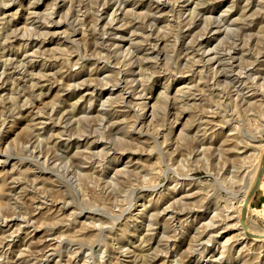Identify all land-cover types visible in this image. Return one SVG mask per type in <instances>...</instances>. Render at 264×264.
<instances>
[{
  "label": "rangeland",
  "instance_id": "1",
  "mask_svg": "<svg viewBox=\"0 0 264 264\" xmlns=\"http://www.w3.org/2000/svg\"><path fill=\"white\" fill-rule=\"evenodd\" d=\"M226 1L192 0V6L188 3L178 2L175 7L177 12L181 10V7L184 9L182 11L183 18L178 19L175 13H166L162 23L158 26L160 35L164 39L162 40L163 43L160 44V48H163L167 53V62L158 63V66H154L157 64L155 61H147L148 75L158 77L157 83L152 88L153 94L141 98L137 97L134 100L135 103L130 104L129 108L126 109H124V106L118 105L119 99L115 101L117 104L113 106L107 104L105 110L114 109L117 112L115 115L117 126L112 130H98L99 122L97 120L101 117H98V110H101V108L95 105L91 115L88 116L89 120L84 123L85 127L91 126L93 128H86L88 129L86 135H91V141H95L96 144H105L106 141L110 142L119 137L126 139L128 143L132 142L131 144L142 146L140 148L132 147L137 152L133 156L134 163L137 166L147 163L144 170L138 171L142 178L140 182L125 180V184L117 183V180L123 175L121 172L125 170L131 155H124L119 163L109 166L105 160L95 158L105 148H99L96 152L97 155L93 156L95 151L83 150L82 148L77 151V146L72 141L67 143L66 138L59 140L58 144L70 148L68 168L60 163L55 165L52 161L47 166L48 172L38 169L34 174H30V170L39 168L43 161H40V164L36 163L35 156H32L29 149H25V143L30 134L26 130L29 127V131H33L35 124L40 123L37 126L38 130L48 127L42 131V137L45 139L50 138V134L45 133H50L48 130L53 128L54 125L48 121L46 113L51 111L52 106L37 110L34 123H31L30 119L28 123L18 125L11 131V127L15 123H20L17 112L34 107L35 99L31 98L29 93L24 92L25 96L30 97L32 106L28 105L23 108L24 100L22 98L18 103L13 102L18 95H16V92L11 93V86H6L4 91L0 90V154L12 157L7 162L6 158L0 155V161L5 162L1 170L2 179L0 181L5 182L11 178L8 180V186L5 189L1 187L0 182V195L6 194L5 201H0V212L5 213L6 216H14L21 223L20 226H14L10 233L6 234L4 233L7 231L6 224L3 223L4 225L0 229V244L4 238L18 232L19 229L21 231L18 234L16 233L12 240L8 239V241L14 242L17 246L21 245L20 240L24 241V247L16 250L13 260L3 259L0 260V264H107L108 262H111V264H167L164 263V259L169 253L166 249L169 241H171V244L177 245L184 243L180 251L182 260L178 259L179 262H182L181 264H189V254L193 257L191 258L193 261H200V253L192 255V249L195 245L192 240H173L170 235L160 237L158 239L159 246L151 254L143 251L144 253L140 255L137 253L127 255L126 249L114 253L118 248L116 236H120L126 242L131 238L130 228L126 226L132 227L134 225L135 222H132L131 215H137V212L141 210V208L134 207L136 201L143 194H146L147 209L153 204L160 206L162 200L172 194L174 189L185 192L192 191L190 192L192 197L189 203L186 202L184 206H177L173 209L174 212L181 215H187L190 211L200 212L201 214L207 212L209 217L206 223L214 218H216L215 221L223 220L220 219L222 217H216L220 212L225 213V216L231 215L234 217V219L226 222L227 226L224 223H215L213 227L207 229L214 239V243L209 244L208 247L215 259L220 258L221 253L227 249L230 251L225 254L224 262L244 264V259L233 261L239 256L238 251L242 248V246L236 248L235 241L238 229L241 227L238 219L241 218L243 209V195L248 189L250 179L254 177L264 159L262 158L264 152V79L254 83L257 92L248 93L246 91L244 98L238 96L227 84V90L233 91L234 96L213 97L211 99L212 92L209 91L208 96H202V101H199V94L195 93V89H192L193 73H190V70L198 69L197 67L192 68V65H194L192 62H186L188 59L186 54L180 52L177 45L183 35L187 33L188 26L193 22V17L190 18L189 22H185V19L190 15L189 10L195 8L196 4L217 6ZM232 1L237 0H230V2ZM31 2H37V4L33 5L32 3L31 5ZM104 3L108 2L106 0H75L73 4H70L69 0H66L62 5L55 0H0V10L6 9L8 15L7 17L5 14L0 16V30L2 26L6 27L8 23L15 24L17 22L18 24H15L13 30L18 33L20 29L24 33L25 30L31 29L29 24L32 21L33 13H36L42 20L51 17L52 19H47L45 22L50 23L48 26L52 24L58 26L55 30V33L58 34L54 36V39L56 42L59 40V42L54 44L49 43L47 40L45 43L46 49L43 53L45 55L40 54L37 56L35 64L41 67L44 63L49 65L52 62V65H54L52 59L58 58L57 70L65 77L68 73L81 71L80 66H75L78 59H109L111 57L110 54L100 50V41L97 36L101 33L100 28L108 23L113 13L112 10L106 14L107 11L103 9ZM172 5L174 4L172 3ZM245 5L246 3L241 2L234 9V19L237 21L242 18L246 22L248 17L247 23L252 22L256 25L255 30L250 33L252 39L256 40L251 42L252 39L249 36L236 32L219 37L214 42L213 47H217L223 41L221 49H223L225 43H227V48H231L236 40H239L241 48L244 50L242 62L251 65L260 56L264 58V10H261L259 14L260 9L256 4L248 10L244 9ZM228 6H232V4ZM228 6L225 8L227 9ZM87 11L89 12L88 16L86 15ZM126 11L130 12L132 8L129 7ZM245 11L251 12H248L246 17H242ZM98 12L100 15H98ZM102 14H104V17L103 19L100 18L98 25L95 15L100 17ZM144 16V10H137L134 15L124 17L123 22L114 23V26L117 25L126 36V40L120 46L121 51L124 53L120 51V54H127L128 50L135 49L134 44L140 41L138 36H140ZM117 17L121 18L122 16L118 13ZM126 23L131 24L124 26ZM209 26V24H206L193 30L191 38L198 39L203 36ZM3 33H6V31ZM132 35L137 39L131 37ZM68 36L74 37L73 43L72 39L67 40ZM131 40L134 41L131 42ZM18 45V43H15L14 46ZM15 48L17 49V47ZM147 49H149L148 46ZM56 51L57 54L54 56ZM249 54L254 59L245 57ZM70 59L73 65H71ZM104 60L102 59L103 62ZM110 62L112 63V61ZM47 69L53 71V68L47 67ZM39 70L37 68L34 74H38ZM87 70L89 69L87 68ZM52 73H55V71ZM114 75L113 70L107 69L100 73L99 77H86L81 79L79 83L82 84V81H85V84L94 88L97 81L103 80L104 85H106L104 90H112L114 83L108 85L106 81L107 78ZM146 81H149L148 77ZM144 84L146 87L149 84L152 87L149 82ZM139 93H141V89L137 91V94ZM164 94L168 95L172 100L171 102H175L174 105L169 104L167 106L163 101L158 102L156 107L158 109L161 107V109L157 122L149 116L143 118L144 123L139 124L138 114L148 113V108L157 102L156 97ZM183 94H194L196 99H194V96L190 97L188 100L193 99V101L189 103L188 100L182 99ZM55 95L56 93L50 97L49 103H56L53 102ZM84 95L85 93L80 91L74 96L70 105L76 104ZM210 102L213 105L211 111L207 109ZM70 105L64 104L65 110H68ZM81 105L87 108V111L91 107L88 101H82ZM95 107L97 109L94 110ZM8 108L11 111L20 109L16 110L13 118L8 119V117L5 119L3 113ZM145 109L146 111H144ZM214 113L216 115H212ZM200 115L207 116L205 122H210V118H213L214 122L208 127L202 125L198 128L197 120ZM225 121L229 125H224ZM58 129L59 126H56L54 131L57 130L56 132H58ZM127 131L129 136L126 135ZM155 138H158L159 143H162V148L157 146ZM165 139L169 140L165 141ZM204 141H208L209 144L202 146ZM235 143L240 145L241 149L246 150L239 152L234 150L233 145ZM121 144L123 143H120V146ZM45 152L52 158L48 153L53 152L52 149L47 150V147H45ZM77 152H83L79 159L74 158ZM121 154L118 153V156H121ZM91 158L93 159L91 160ZM90 166L94 167L92 172L88 169ZM103 170L108 172L107 178H102L104 180L98 179L94 173L99 172L102 174ZM227 170H230L232 174H227ZM20 172H23L27 178L20 176ZM66 172L69 173V182L66 179ZM73 173L78 178L74 177ZM41 176H47L48 179L36 180L37 177ZM12 179H14V182L21 181L24 190H19L17 194L11 193L10 188L14 187L12 186ZM121 181L123 180L121 179ZM262 182L264 183V174ZM140 205L138 204V206ZM47 209L59 210L54 214L58 220L64 222V233L62 235L56 234L55 237L62 238L61 242L46 237L47 231L55 230L58 226H61V223L50 220V216L46 217L50 213L47 212ZM136 209L138 211L135 212ZM94 211L101 214L103 221L96 220V222H93L87 219L88 215L85 217L80 215L81 212L92 213ZM159 213H161L160 210ZM75 218L76 220H74ZM137 225H141L140 221ZM203 227L199 226V229ZM246 227L257 233H264V187L257 191L248 207ZM93 228H96L97 231L84 234L80 237V242L73 239V236H77L78 232L84 229L91 231ZM136 230H139L136 234L139 235L137 245L147 249L149 240L155 238V232L148 233L147 228L140 231L139 227ZM147 233L151 235L148 238ZM95 235H97V238L93 237ZM104 237L108 239V243L105 242ZM47 244L55 245L53 248L57 251L51 259L42 258L48 252V249H46ZM106 245L110 246L111 251L106 249ZM232 247L235 251L232 250ZM135 250L136 248H133L131 252ZM243 252V256L249 253L247 249ZM263 256L264 254L261 257ZM204 257L201 264H213L211 254L206 253ZM246 264L252 263L248 262Z\"/></svg>",
  "mask_w": 264,
  "mask_h": 264
},
{
  "label": "bare ground",
  "instance_id": "2",
  "mask_svg": "<svg viewBox=\"0 0 264 264\" xmlns=\"http://www.w3.org/2000/svg\"><path fill=\"white\" fill-rule=\"evenodd\" d=\"M55 1L58 4L64 5L66 0ZM74 1L75 0H69V3L73 4ZM180 1L182 4L188 3L191 4V6L193 5L191 2L192 0H106L108 3L103 4L104 11H107V14L113 10V13L110 16L108 23L103 28H100L101 33L97 36L99 37L100 41V50L104 53L110 54L111 57L109 59H78V63H76L75 66H80L81 71L76 73H68L65 77L59 70H57L58 67L56 64L59 63L57 62L59 61L58 58L52 59L55 63L54 65H52V62L49 65L44 63L41 67H38V65L35 64V58H37V56L40 54L45 55L43 53L46 49L45 43L47 40L49 43L54 44H58L59 42V40L56 42L54 39V36L58 34L55 33V30H57L58 26H54V24L48 26L50 23L45 22L47 19H52L51 17H47L46 19L42 20V18L38 17L36 13H33L32 21L29 24L31 29L25 30L24 33H22V31L19 29L18 33L20 34L13 30L15 24H18L17 22H15V24L12 22L8 23L6 24V27L2 26V29L0 30V90L4 91L6 86H11V93L13 94L16 92V95H18V97L15 98L13 102L18 103V101L21 100L20 98H22V100H24L22 106L23 108L28 105L32 106L31 100L29 99L30 97L25 96L23 94L24 92L29 93L31 98L35 99L34 107L17 112L20 123H15V125L11 127V131L18 125L28 123L30 119V122L34 123L35 113L37 110H41L47 106H52L51 111L46 113L48 116V121L54 125L53 128L48 130L50 133H45L50 134V138L45 139L42 137V131L46 130L48 127L43 130H38L37 126L40 125V123L35 124V129L33 128V131H29V127L26 130V132L30 134L27 142L25 143V149H29L32 156H35L34 158L36 163L40 164V161H43L42 164L39 165V168L31 169L29 172L30 174H34V172H36L38 169L48 172L49 170L47 166L51 164L52 161H54L53 164L55 165L60 163L61 165H65L68 168L70 148L65 145L63 146L58 144L59 140L61 141L62 139L66 138L67 143H71L72 141L73 144L77 146V151H79L80 148L83 150L88 149L95 151L93 152V156L97 155L96 152L99 148H105V150H103V152L98 154L95 158H101L102 160H105L109 166H114L115 164L119 163L124 155H131L129 157V163L125 166V170L121 172L123 175L120 177V181L117 180V183L122 185L126 183L125 180H129L130 182H140L142 180L139 172L140 170H144L147 167V163L137 166L134 163L135 159L133 157L137 152L132 149V147L140 148L142 146L139 147V145L131 144L132 142L128 143L126 139H122L117 136V138H114L110 142L106 141L105 144H96L94 143L95 141H91V135H86L87 130L93 128H91V126L85 127L84 123L89 120L88 116L91 115L93 106L95 105L101 108V110H98V117L101 116L97 120L99 122L98 130H112L115 126H117L115 121L117 120L115 117L117 112H115L114 109L105 110L107 108V104L113 106L114 104H117L115 101L119 99L118 105L124 106V109H126L129 108L130 104L133 105V103H135L134 100L137 97L141 98L143 96H149L153 94L152 88L157 83L158 77H155V75L150 77L148 75L146 69L147 61H155L157 64L154 66H158V63L167 62V53H165L163 48H160V44L163 43L162 40L164 39L160 35L158 26L162 23L163 17L166 15V13H175L178 16V19L183 18L182 11L184 9L181 7V10L177 12L175 7ZM240 1L246 3L244 7L245 10H248L250 7L253 8L255 4L260 9L259 14L261 10H264V0H237L232 2L227 0L226 2H222L217 6H203L196 4L195 8L188 11L190 15L185 19V22H189L191 17H193V22L188 26L187 33L183 35L181 41L177 43V45L179 51L186 54V57L188 58L186 62H192V64H194L192 65V68L195 69V67H197L198 69L190 70V73H193L192 89H195V93L199 94V101H202V96L207 97V93L209 91L212 92L211 99H213V97L225 98L226 96H234L233 91L227 90V84L231 86V89L234 90L238 96H242L244 98L246 91L248 93L257 92L254 83L260 79H264V58L260 56L251 65L242 62L244 50L241 48V43H239V40H236V43L231 48H227V43H225L223 49H221L223 41H221L217 47H213L214 42H216L219 37L226 36L228 34L230 35L236 32L245 36H249L252 39L250 33L255 30L256 25H254L252 22L247 23L248 17L246 18V22L242 18L237 21L234 19V9L241 4ZM32 3L33 5L37 4V2H31V5ZM172 3L174 5H172ZM229 4H232V6H228ZM226 6H228L227 9L225 8ZM129 7L132 8V11L130 12L126 11ZM137 10L145 11L144 22L141 25L142 28L139 34L140 36H138L140 41L137 44H134V50H128L127 54H120V46H122V42L126 40V36L122 33V30L117 25L114 26V23L118 21L123 22L124 17L134 15ZM6 11V9L3 11L0 10V16L5 14L7 17L8 15ZM248 12L249 11H245L242 17H246ZM118 13L121 14V18L117 17ZM86 15H89L88 11L86 12ZM98 15H100L99 12ZM102 15L100 17L95 15L97 18V24L100 21V18L103 19L104 14ZM28 21H30V19H28ZM41 21L45 22V25ZM130 24L131 23H126L124 26H128ZM206 24L210 25L206 30V34L200 36L198 39L191 38L193 30L198 29L202 25ZM4 31H6V33H3ZM10 37L13 39L11 40ZM35 37H37V39H35ZM131 37L137 39L134 35ZM189 38L191 39L188 41ZM71 39L73 40V43L74 37H67V40ZM253 40L255 41L256 39H252L251 42ZM133 41L134 40H131V42ZM15 43H18L19 45L14 46ZM147 46L149 49H147ZM15 47H17V49ZM57 51L54 53V56H56ZM245 57L254 59V57L250 54ZM102 59H105L104 62ZM110 61H112V63ZM70 62H72L71 59ZM71 65H73V62ZM47 67L53 68V71L48 70ZM37 68L40 70L38 74H34ZM87 68L89 70H87ZM107 69L113 70L115 73L114 76H110L106 81L108 85L110 83H114L112 88L115 90H104L106 85H104L105 83L103 80L97 81V85L94 88L85 84V81H82V84L79 83L81 79L86 77H99L100 73ZM54 71L55 73H52ZM147 77L149 78V81H146ZM145 82L151 83L152 87H150V84L146 87L144 84ZM139 89H141V93L137 94ZM80 91L85 93V95L81 97L76 104L70 105L74 96L80 93ZM55 93L56 95L53 102L56 103L51 104L49 103V99ZM106 96L108 97L105 99ZM192 96H194V99H196L194 94H183L182 99L188 100ZM82 101H88V104L91 105L88 111L87 108L81 105ZM156 101L157 102L155 104L148 108V113L144 112L142 115L138 114L139 124L144 123L143 118H148L149 116L153 118V121L157 122L161 109V107L159 109L156 107L158 102L163 101L167 106L169 104L174 105L175 103L171 102L172 100L168 97V95L165 94L160 95V97L157 96ZM191 101H193V99L188 100L187 102L190 103ZM62 102L65 105H70L68 110H65L64 104ZM10 108L5 109V112L3 113V117L5 119L8 117V119L13 118L15 116L14 113L16 110L20 109L18 108L14 111H11ZM95 109H97V107H95L94 110ZM207 109L210 111L213 109L211 102L208 104ZM144 111H146V109ZM212 115L216 114L214 113ZM205 117L207 116H199L197 120L199 124L198 128L202 125L208 127V125L214 122L213 118H210V122H205L207 119ZM224 125H229V123L225 121ZM56 126H59L58 132H56L57 130L54 131ZM54 132L56 133L54 134ZM126 135L129 136L128 131L126 132ZM168 140L169 139H165V141ZM155 141L157 142V146L162 148V143H159L158 138H155ZM120 143L123 144L120 146ZM206 144H209V142L204 141L202 146ZM233 146L234 150H238V152L241 150H246L241 149V146L236 143ZM45 147H47V150L49 148L52 149L53 152H48L52 158L46 154ZM242 152L244 153V151ZM5 153H7V151H5ZM118 153H122L121 156H118ZM82 154L83 152H77L74 158L79 159ZM263 155L264 152L262 154V158H264ZM1 156L5 157L7 162H9L12 158L11 156L7 155ZM92 159L93 158H91V160ZM4 163L5 162L0 161V180L2 179L1 170L4 166ZM88 169L92 172L94 167L90 166ZM263 170L264 159L261 166L258 168V171H256L254 174V177L249 181L248 189L246 190L245 195H243V209L241 218L238 219V223H240L241 227L238 229L235 243L237 244L236 248L241 246L242 248L238 251L239 256L236 258V260H233V257L232 260L239 261L240 259H244V264L248 262H251L252 264H264V256L261 257L262 254H264V233H257L256 231L246 227L248 207L254 199L257 191L264 187V183L262 182L264 174ZM68 174L69 173L66 172V179L69 182ZM94 174H96L98 179H106L108 176V172L105 170L102 171V174L99 172ZM227 174L230 175L232 172L227 170ZM73 175L74 177L78 178V176H76L74 173ZM20 176L27 178L23 172H20ZM41 177H37L36 180L48 179L47 176ZM10 179L11 178L8 180ZM121 179L123 181H121ZM8 180L5 182H3V180L0 181L2 184L1 187L3 189L8 186ZM12 186L14 187L10 188L11 193L17 194L19 190H24L22 188L21 181L14 182V179H12ZM190 192L192 191L185 192L174 189L172 194L162 200L160 206H155L153 204L148 209L147 204L145 203L146 194H143L136 201V205L134 206L141 208V210L138 211L136 209L135 212L138 211L139 213L137 212V215H131L132 222H135L133 223L134 225L132 227L126 226L130 228L129 233L131 238L128 240V242H126L120 236H116L118 248L114 253L126 249L127 251L125 252L127 255L131 253H137L140 255L144 252L151 254L155 248L159 246L158 239L160 237H168V235H170L171 239L173 240L181 239L184 241L187 239L194 242L195 245L192 249V255L200 253L201 260L193 261V259H191L193 257H191L189 254V264L203 263L202 261L204 260V255L206 253L211 254L213 264H232L231 262H224V258L226 257L225 254L230 251L227 249L225 252L221 253L220 258L215 259V256H213L208 247L209 244L214 243L213 235L211 232H208L207 229L209 227H213L215 223L226 224V222L234 219V217L231 215L225 216V213L220 212V214L216 215V217H222L220 219L223 220L218 219L219 221H215L216 218H214L209 221V223H206L209 217L207 212L201 214L200 212L190 211L187 213V215H181L180 213L174 212L173 209H175L177 206H184L186 205V202L189 203L192 197ZM24 193H26V191H24ZM5 196V193L0 195L1 202L5 201ZM138 204L141 205L138 206ZM159 210L161 213L158 214ZM58 211L59 210L47 209V212L50 213H48L46 217L50 216V220L61 223V226H58L57 228L55 227V230L47 231L46 237L54 238L61 242L62 238L55 237L56 234L62 235L64 233V222L58 220L54 214ZM80 215L83 217L88 215L87 219H90L93 222H96V220L103 221L101 214H99L98 211H94L92 213L81 212ZM74 220H76V218ZM139 221L141 225H137L139 224ZM3 223L6 224L7 229V231L4 232L5 234L10 233L14 226H20L21 224L14 216H6L5 213L0 212V229L2 228V225H4ZM199 226L204 227L199 229ZM137 227L140 228V231L147 228L148 233L155 232V238L149 240L147 249H145V247H141V245H137L139 242V235H136L139 231L136 230ZM154 227L156 229H153ZM20 231L21 230L19 229V231L16 233L18 234ZM56 231L58 232L56 233ZM95 231H97L96 228H93L91 231H86V229H84L83 231L78 232L77 236H73V239H75L77 242H80V237H82L84 234L93 233ZM16 233H12L10 236L4 238V240L1 242L0 260H13L15 258L16 250L24 247L23 240H20V246H17L14 242L8 241V239L12 240ZM148 233L147 238L151 236ZM93 237L97 238V235ZM17 238L19 237L17 236ZM104 240L106 243H108L107 238L104 237ZM183 245L184 243H180L179 245L171 244V241H169L168 245L166 246V249L169 251V253L166 255L164 263L181 264L182 262H179L178 259L182 260L180 251L182 250ZM54 246L55 245L47 244L46 249H48V252L42 256L43 259L53 258L54 253L57 252L53 248ZM133 248H136V250L131 252V249ZM106 249L111 251L109 245H106ZM245 249H247L249 253L246 256H243V251ZM232 250L235 251L234 247H232ZM107 264H111V262H108Z\"/></svg>",
  "mask_w": 264,
  "mask_h": 264
},
{
  "label": "water",
  "instance_id": "3",
  "mask_svg": "<svg viewBox=\"0 0 264 264\" xmlns=\"http://www.w3.org/2000/svg\"><path fill=\"white\" fill-rule=\"evenodd\" d=\"M264 171V170H263Z\"/></svg>",
  "mask_w": 264,
  "mask_h": 264
}]
</instances>
